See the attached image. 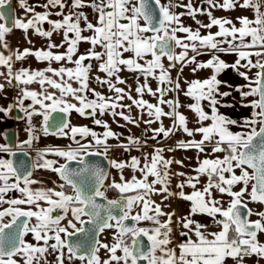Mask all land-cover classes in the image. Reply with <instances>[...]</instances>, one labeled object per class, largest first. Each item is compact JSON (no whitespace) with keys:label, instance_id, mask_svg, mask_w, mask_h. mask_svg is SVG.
<instances>
[{"label":"snow or ice","instance_id":"snow-or-ice-1","mask_svg":"<svg viewBox=\"0 0 264 264\" xmlns=\"http://www.w3.org/2000/svg\"><path fill=\"white\" fill-rule=\"evenodd\" d=\"M205 2L221 11H251L253 17H217L194 6L193 0H45L43 11L28 0H18L25 15L17 17L10 15L11 0H0V66L6 68L0 72L5 80L0 83V99L7 98L6 85L15 92L11 103L0 105V113H23L17 119L26 123L28 138L18 145L21 149L49 136L71 142L36 149L31 165L0 158V264L264 262L260 239L264 210L254 212L249 207V202L264 205V0ZM53 14L58 18H51ZM200 14L207 16V23L198 19ZM186 19L197 27L186 25ZM214 27L217 31L212 32ZM14 30L24 33L30 47H10L7 36ZM30 30L46 40L44 47L35 48ZM54 35L60 36L59 43L52 40ZM82 44L88 45L83 51ZM228 55L236 59H223ZM30 56L48 66L14 69L15 62ZM202 56L208 59L201 60ZM53 62L60 67L53 68ZM186 68L194 78L184 77ZM94 69L104 78L93 77ZM125 69L135 77L134 89L121 78ZM229 70L245 83L222 80ZM201 71L209 74L200 78ZM150 77L158 81L157 88L150 86ZM93 79L110 94L96 91ZM33 84L38 89H32ZM133 90L139 98L131 95ZM145 93L156 103L143 99ZM169 93L182 94L191 102L185 105L177 97L167 98ZM125 98L131 104L124 105ZM28 100L31 103L26 105ZM133 106L141 110L138 118L118 111L127 108L130 113ZM182 107L193 113L195 127L188 126ZM237 107L251 112L232 116L222 111ZM54 112L60 115L54 118ZM73 113L91 119L103 131L74 125ZM109 113L136 126L143 122L145 137L149 132L151 137L129 135L125 140L102 118ZM144 113L148 119H143ZM34 117L41 118L39 125ZM163 118L171 120L169 127ZM154 122L158 126L150 127ZM180 131L187 139L175 141L174 147L144 151L148 139H170ZM133 150L142 154L110 156L114 151L130 154ZM177 151L196 155L165 156ZM0 152L15 155L6 144H0ZM92 156L103 157L119 179L91 162ZM71 162L77 167H71ZM193 162L190 171L182 170ZM35 169L50 170L62 183L34 187L42 184L34 177ZM69 188L71 192L66 191ZM109 190L117 198L109 199ZM154 196L161 197L159 203ZM224 196L229 198L226 207ZM171 200L188 202L187 211L178 213L167 203ZM57 210L61 214H55ZM253 215L257 219H250ZM198 216L209 218L210 223ZM141 222L151 226L140 227ZM109 231L111 239L102 240L101 235ZM177 235L184 239L174 240Z\"/></svg>","mask_w":264,"mask_h":264},{"label":"crops","instance_id":"crops-1","mask_svg":"<svg viewBox=\"0 0 264 264\" xmlns=\"http://www.w3.org/2000/svg\"><path fill=\"white\" fill-rule=\"evenodd\" d=\"M18 1V0H17ZM45 2V0H28V3L30 6L35 7L37 11H43L44 9L41 7V5ZM176 2H184V0H176ZM18 4V2H17ZM193 4L194 6L200 7L201 9H205V10H211L213 11L214 15L217 17H228V18H235L241 15H247L250 18L253 17V13L251 11H247V12H241V11H221L219 9H211L210 6H208L205 2V0H193ZM17 12L16 15L17 17H23L25 15L24 10L21 9L18 5V7L16 8ZM90 10H86V14L89 13ZM53 19L58 18L56 17L54 14L51 17ZM198 19H200L203 23H207L208 22V18L206 15H198ZM185 24L186 25H190L193 29H195L197 27V25L195 24V22L191 19H186L185 20ZM237 26H239L237 24ZM50 27V26H49ZM212 32L217 31V28H212L211 29ZM203 33V30H202ZM11 35V36H10ZM7 36V40L8 43L10 45V47L12 49H16L17 47L19 49H24L26 47H30L29 43L25 40V36L24 33L20 30H14L12 32V34H10ZM9 36L12 37V43L9 42ZM28 37L33 41L35 48H41L44 47L46 45V40L42 37H37L35 35H33L32 31L30 30L28 33ZM60 36L59 35H54L52 37V40L59 43L60 42ZM88 47L87 44H82L81 45V51H83L84 49H86ZM60 51H63V49H61ZM179 51V50H178ZM7 54V52L5 53ZM201 60H207L208 57L207 56H202L200 57ZM223 59H225L226 61H234L236 59V57L234 55H228V56H224ZM164 64L167 66L168 61L166 59H164ZM47 62H42V61H37L34 57H28L25 61L23 62H15L14 64V69H19L21 67H25V68H30V69H44L45 67H47ZM53 68H58L60 67L59 63L53 62L51 65ZM66 66L71 67L72 65L68 64ZM256 70L254 69L252 73H250V75H253L254 72ZM0 72H6V68H4L3 66H0ZM176 72L173 71L172 75L173 77L176 76ZM209 73L207 71H201L199 73H197V76H199L200 78H204L208 75ZM51 75V74H49ZM93 77H95L96 75H100L102 78H104L105 74L102 73H98L95 69L93 70L92 73ZM121 78L125 79L127 82V85L131 86L132 89H134L136 87V84H132V77H133V73L129 72L127 69H125L124 71H122L120 73ZM184 77H187L188 79L194 78L192 77L190 71L186 68L184 70ZM222 80H228V82L230 84L236 85V84H244L245 81L239 77H237L231 70H229L225 75H222L220 77ZM150 80V86L155 89L158 86V81L153 79V78H149ZM141 83L143 82V78H141ZM0 83H5V80L3 77H0ZM74 86H76L74 84ZM91 86L96 89V91L101 92L102 94H110L108 88L103 85L98 83L95 79L92 80L91 82ZM120 87H125V85H119ZM32 89H38V86L36 84L31 85ZM6 90H7V98L6 99H0V105H4L7 106L8 103H11L15 97V92L6 85ZM228 90L226 88H222L221 91H225ZM131 95L135 98H139L138 94L133 90L131 92ZM233 95L239 99L238 94L233 93ZM89 97L94 99L95 96L91 93H89ZM172 97H177L183 104H187L189 102H191L190 100H188L186 97H184L182 94L178 95L176 93H169L167 98H172ZM143 99L149 101L150 103H156V98L153 97L151 94L149 93H145L143 96ZM75 102V101H72ZM31 101L28 100V104H30ZM124 105H128L131 104V101L128 100L127 98H125L122 102ZM206 103V102H205ZM165 110L167 111V107H165ZM118 111H125L126 113L130 114L133 118H138L140 115L141 110L136 108L135 106H133L131 108V111L129 113V110L127 108H123V109H118ZM181 112H183L188 118L189 121L191 120L192 122H190L188 124V126L191 127H195V123H194V116L193 113L190 112L186 107H182L180 109ZM222 111H225L227 114L232 115V116H238V115H244L247 116L250 112L251 109L250 108H240L237 107V109L233 110V109H222ZM104 120L108 121V123L110 124L111 128L116 131L117 133H120L123 135V138L126 140L127 136L129 135H134L136 137H139V133L142 131V135L140 137L142 138H149L151 137L152 133L149 132L147 133V137H145V134L143 132V129L145 128V125L143 124V122H140L139 126H133V124H129L126 121H124L123 119L119 118V117H111L110 113L108 115H105L102 117ZM192 118V119H191ZM71 122L74 125H84L87 124L89 126H91L94 130L98 131V132H102L103 129L101 126H97L94 125L91 121V119L88 118H81L79 117L77 114L73 113L70 117ZM143 119H148L146 113L143 114ZM118 121V123H117ZM192 123V124H191ZM163 124L164 126L167 128L171 125V120L168 118H163ZM158 126L157 122H154L150 127L155 128ZM9 127H13L15 129V134H16V138L18 141H23L26 140L28 137L26 135L25 132V128H26V123L21 120V119H16L10 115L5 116L4 114L0 113V144H6L7 145V141L5 139L4 136V132L7 128ZM239 129L233 128V131H238ZM181 133V134H180ZM79 139V137H77ZM199 135L196 136V139H199ZM181 139H187L186 134H184L183 132H177L175 135H173L170 139H163L162 136L160 138H157V140H151L148 139V147L146 149H144V151L147 152H151L153 150V147L155 146H160L163 148H168V147H174V142L181 140ZM49 140H53L51 138V136L49 137H42L37 144H33V146L31 148L28 147V151L30 152L31 156H32V161L34 160V154H36V149H43L47 146H59L58 144H41L42 141H49ZM55 140V139H54ZM110 143L115 144L116 141L115 140H110ZM69 144V143H68ZM68 144H64V145H60L59 147H64ZM75 145H73L74 147ZM142 153H138L135 150H133L130 154L129 153H124L122 151H114L110 153V156L112 157H116V156H122L127 158L129 155H141ZM175 156L176 158H180V157H184L185 159H187L188 157H193L196 155V153L194 151H177L176 153H169V152H165V156L166 157H170V156ZM0 158L2 159H10V154L8 153H3L0 152ZM63 162V160H61V163ZM193 163L189 164V168L188 169H182L185 171H190L191 168L193 167ZM37 173L36 174H41V172L43 171V169H36ZM112 174V176H115L116 179H119L118 175L116 174V170L114 169H110L109 170ZM35 172V171H34ZM126 176H131V172L130 171H126L125 172ZM38 176V175H37ZM48 177V179L53 180L52 174L50 175H46ZM202 182H204L202 180ZM176 181L173 180V186L175 185ZM56 185H58L56 183ZM238 190V188H237ZM186 192H191L190 188H185ZM13 197L18 196L19 193H12L10 194ZM153 199H155L158 203L161 200L160 196H154ZM224 201H225V207L227 206V201H228V197L224 196L223 197ZM247 199V198H246ZM167 203L171 204V207L173 209H175L178 213H184L187 211V207H188V202L185 201H181V200H171ZM6 206V205H5ZM249 207L253 209V211H261L264 210V205H260L258 203L255 202H249ZM135 211H138V209H134V213ZM70 218V217H69ZM196 219L198 220H203L205 223H210L209 218L207 217H196ZM257 219V217L255 215L252 216V220ZM141 225L143 227H150L151 225L148 224L147 222H141ZM79 226V225H78ZM210 229L211 230H216V226L210 224ZM108 236H107V240H108ZM27 239L31 240V236L29 235V237H27ZM174 240H182L184 239L183 237H179L178 235L175 236L173 238ZM261 241H264V235L260 236ZM110 240V239H109ZM174 246V245H173ZM76 264H79V261L76 262ZM262 264H264V262H262Z\"/></svg>","mask_w":264,"mask_h":264},{"label":"water","instance_id":"water-1","mask_svg":"<svg viewBox=\"0 0 264 264\" xmlns=\"http://www.w3.org/2000/svg\"><path fill=\"white\" fill-rule=\"evenodd\" d=\"M10 15H13L12 3H11ZM48 27H49V25L45 24V28H48ZM25 103L27 105L28 101H26ZM22 115H23V113H20V112L15 111V110L10 114V116H12L16 119H17V117L22 116ZM59 115H60L59 113H55V112L52 113V116L54 118L58 117ZM5 133L7 134L6 136H5ZM4 136H5V139L7 141V145L10 146L12 148L13 152L15 153V155H10V159H12L14 162H16L18 160H24L26 162V164L31 165V163L33 161H32V156H31L30 152L28 151V146H24L23 149L18 147V145L22 141L17 140L16 134H15V129L13 127L7 128L4 132ZM88 159L91 162H94V163L100 165L101 167L108 168L107 161L103 157L92 156ZM70 166L75 168V167H77V163L71 162ZM108 170H110V168H108ZM115 198H117V196ZM100 202L103 203L104 201H100ZM55 214H61L60 210H57V212ZM128 223L131 224L132 222L129 221ZM144 240H145V243H147V239L144 238ZM141 264H143V262H141Z\"/></svg>","mask_w":264,"mask_h":264},{"label":"rangeland","instance_id":"rangeland-1","mask_svg":"<svg viewBox=\"0 0 264 264\" xmlns=\"http://www.w3.org/2000/svg\"><path fill=\"white\" fill-rule=\"evenodd\" d=\"M162 2H166V0H162ZM135 77H134V75H133V77H132V84H135ZM192 119V118H191ZM24 121V120H23ZM190 122H192L191 120H190ZM140 124V123H139ZM192 124V123H191ZM133 126H136L135 124H133ZM138 127V126H137ZM180 132H182V131H180ZM181 134V133H180ZM53 140H49V141H42L41 142V144H58L59 146L60 145H64V144H68V143H71L67 138H56V137H51ZM55 139V140H54ZM38 143V141L37 142H35L34 144H37ZM35 155V154H34ZM51 158V157H50ZM34 159H35V156H34ZM35 172H34V177L35 178H37L38 180H40V181H42V184L41 185H36V186H34V187H40V186H45V187H57V185H56V183L57 184H59L60 182H61V180L59 179V177H58V175L57 174H55V173H52L50 170H43L42 172H41V174H36L37 172V170L35 169L34 170ZM50 174H52V177H53V180H50V179H48V177L46 176V175H50ZM38 175V176H37ZM58 190V189H57ZM250 219H252V217H250ZM138 226H140V227H143L142 225H141V223L138 225ZM107 236L109 237L108 238V240L109 239H111V233H110V231L109 232H106V233H104V234H102L101 235V239L102 240H107L106 238H107ZM101 256L102 257H105V253L103 252V250H101Z\"/></svg>","mask_w":264,"mask_h":264},{"label":"flooded vegetation","instance_id":"flooded-vegetation-1","mask_svg":"<svg viewBox=\"0 0 264 264\" xmlns=\"http://www.w3.org/2000/svg\"><path fill=\"white\" fill-rule=\"evenodd\" d=\"M17 0H11V3H12V9H13V15L15 16L16 15V8L18 7L19 4H17ZM12 34V33H11ZM11 36V35H10ZM9 36V42L12 43V37ZM62 183V181L60 182ZM66 191L68 192H71V189H66Z\"/></svg>","mask_w":264,"mask_h":264},{"label":"built area","instance_id":"built-area-1","mask_svg":"<svg viewBox=\"0 0 264 264\" xmlns=\"http://www.w3.org/2000/svg\"><path fill=\"white\" fill-rule=\"evenodd\" d=\"M34 120H35L36 124L39 125V123L41 121V118L40 117H34ZM141 135H142V131L139 133L138 136L140 137ZM106 195L108 196L109 199H114L115 198L112 190L107 191Z\"/></svg>","mask_w":264,"mask_h":264},{"label":"trees","instance_id":"trees-1","mask_svg":"<svg viewBox=\"0 0 264 264\" xmlns=\"http://www.w3.org/2000/svg\"><path fill=\"white\" fill-rule=\"evenodd\" d=\"M112 192H113V194H114L115 197L118 196V194L115 191L112 190Z\"/></svg>","mask_w":264,"mask_h":264}]
</instances>
